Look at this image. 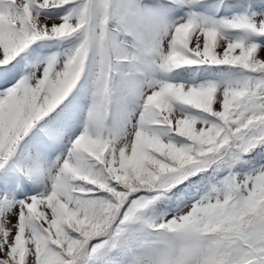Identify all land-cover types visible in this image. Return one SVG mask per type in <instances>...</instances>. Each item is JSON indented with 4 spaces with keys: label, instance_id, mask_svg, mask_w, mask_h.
I'll return each instance as SVG.
<instances>
[{
    "label": "snow or ice",
    "instance_id": "6c2138e0",
    "mask_svg": "<svg viewBox=\"0 0 264 264\" xmlns=\"http://www.w3.org/2000/svg\"><path fill=\"white\" fill-rule=\"evenodd\" d=\"M0 264H264V0H0Z\"/></svg>",
    "mask_w": 264,
    "mask_h": 264
}]
</instances>
